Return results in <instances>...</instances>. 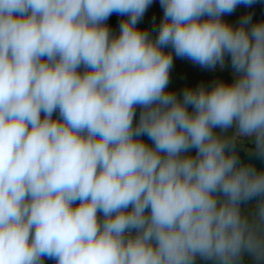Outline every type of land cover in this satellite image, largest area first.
<instances>
[{"label": "clouds", "instance_id": "9594fccd", "mask_svg": "<svg viewBox=\"0 0 264 264\" xmlns=\"http://www.w3.org/2000/svg\"><path fill=\"white\" fill-rule=\"evenodd\" d=\"M152 2L0 0V264H264V21ZM174 56L233 80L177 94Z\"/></svg>", "mask_w": 264, "mask_h": 264}, {"label": "water", "instance_id": "95a60500", "mask_svg": "<svg viewBox=\"0 0 264 264\" xmlns=\"http://www.w3.org/2000/svg\"><path fill=\"white\" fill-rule=\"evenodd\" d=\"M247 14H252V22L264 21V0H255V3L251 6L238 5L233 13L230 15H224L223 20L237 26L241 18ZM198 74L196 79L205 78L211 82L215 80L228 81L232 75V68L230 64V58H226L225 67L217 70L203 69L198 66ZM236 152L240 158V161L244 164L253 165L258 171H264V159L256 156V145L247 138H241L237 142ZM192 155H195V150L192 151ZM255 203V201L251 202Z\"/></svg>", "mask_w": 264, "mask_h": 264}, {"label": "crops", "instance_id": "0c3cea01", "mask_svg": "<svg viewBox=\"0 0 264 264\" xmlns=\"http://www.w3.org/2000/svg\"><path fill=\"white\" fill-rule=\"evenodd\" d=\"M163 17V9L160 5V0H153L152 4L149 6L147 11L145 12L143 18L138 22L137 27L141 30H148L150 33H152L153 36H155L154 29L158 27L161 19ZM125 19V17H123ZM109 20V18H108ZM106 21V23L108 22ZM170 49L165 48L164 51H169ZM174 63L178 64L182 78L187 79V74L191 71H193V67L196 65L193 64L191 61L187 59H181L179 57L174 56ZM219 69V66L216 67L215 70ZM185 82V81H184ZM186 83V82H185ZM203 82H197V85L201 84ZM187 84V83H186ZM209 84L211 85V82L209 81ZM205 85V84H204ZM179 94V93H177ZM191 110V109H190ZM142 139L145 140V142L151 144V141L148 140V138L142 137Z\"/></svg>", "mask_w": 264, "mask_h": 264}, {"label": "rangeland", "instance_id": "374dc122", "mask_svg": "<svg viewBox=\"0 0 264 264\" xmlns=\"http://www.w3.org/2000/svg\"><path fill=\"white\" fill-rule=\"evenodd\" d=\"M197 68H198V65L193 67V71L192 72L190 71L187 74V79H183L182 74H181L182 72H181L178 64L173 63V67H172L171 72H170V83L168 85V90L174 91L176 93H181L185 87H196L197 82H203V84H205L206 86H210V84H209L210 80L209 79H205V78L196 79L197 78L196 75L198 74ZM232 80H233V76L226 82L230 83V82H232ZM211 84H212V82H211ZM217 131H219V130H217ZM229 134H231V130H230ZM240 140H241V138L238 141H240ZM248 264H251V261H249Z\"/></svg>", "mask_w": 264, "mask_h": 264}, {"label": "built area", "instance_id": "2783aa9c", "mask_svg": "<svg viewBox=\"0 0 264 264\" xmlns=\"http://www.w3.org/2000/svg\"><path fill=\"white\" fill-rule=\"evenodd\" d=\"M124 19L122 16H119L115 13H113L110 17L108 22L106 23L108 27L111 29V31L115 34H118L119 32V23L120 21ZM139 116V109H137V118ZM45 264V263H44Z\"/></svg>", "mask_w": 264, "mask_h": 264}, {"label": "trees", "instance_id": "16d2710c", "mask_svg": "<svg viewBox=\"0 0 264 264\" xmlns=\"http://www.w3.org/2000/svg\"><path fill=\"white\" fill-rule=\"evenodd\" d=\"M58 113H54V118H57ZM45 264H54V261L52 259H45L44 261Z\"/></svg>", "mask_w": 264, "mask_h": 264}]
</instances>
